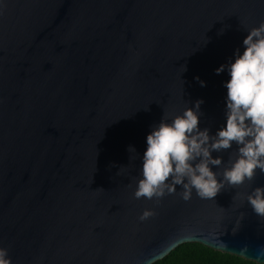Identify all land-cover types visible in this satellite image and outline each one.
<instances>
[{
  "label": "water",
  "instance_id": "95a60500",
  "mask_svg": "<svg viewBox=\"0 0 264 264\" xmlns=\"http://www.w3.org/2000/svg\"><path fill=\"white\" fill-rule=\"evenodd\" d=\"M262 22L264 0H0V248L13 264H154L187 243L264 264L247 201L259 169L213 199L179 185L134 197L162 118L203 100L200 129L226 126L230 75L216 69ZM236 151L213 152L212 170Z\"/></svg>",
  "mask_w": 264,
  "mask_h": 264
},
{
  "label": "clouds",
  "instance_id": "9594fccd",
  "mask_svg": "<svg viewBox=\"0 0 264 264\" xmlns=\"http://www.w3.org/2000/svg\"><path fill=\"white\" fill-rule=\"evenodd\" d=\"M248 33L243 40V53L237 49L234 62L216 69L217 74L227 70L230 75L224 85L226 126L215 135H210L207 128L200 129L199 109L203 100L170 123L162 118L147 136L143 178L138 181L136 199H160L165 194H175L178 185L182 186L181 195L186 201L193 190L201 199H213L226 185L235 187L253 180L257 169L264 172V22ZM200 83L206 86V82ZM234 143L238 146L234 157H230L222 172H214L212 166L219 167L224 162L212 153L228 150ZM128 151L136 149L129 146ZM247 201L264 218V187H256ZM154 214L145 210L140 220ZM0 264H13L6 248H0Z\"/></svg>",
  "mask_w": 264,
  "mask_h": 264
},
{
  "label": "trees",
  "instance_id": "16d2710c",
  "mask_svg": "<svg viewBox=\"0 0 264 264\" xmlns=\"http://www.w3.org/2000/svg\"><path fill=\"white\" fill-rule=\"evenodd\" d=\"M154 264H256L240 257L212 250L198 243L177 247Z\"/></svg>",
  "mask_w": 264,
  "mask_h": 264
}]
</instances>
